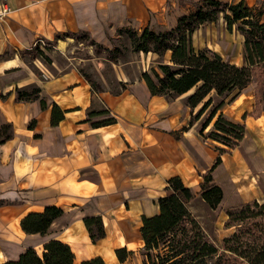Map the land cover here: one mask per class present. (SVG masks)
Segmentation results:
<instances>
[{
    "label": "crops",
    "instance_id": "0c3cea01",
    "mask_svg": "<svg viewBox=\"0 0 264 264\" xmlns=\"http://www.w3.org/2000/svg\"><path fill=\"white\" fill-rule=\"evenodd\" d=\"M197 1L7 0L12 13L0 22V126L10 124L12 137L0 146V263L17 260L28 247L58 240L71 248L75 264L96 257L113 264L115 250L141 249L142 217L158 214L157 199L167 180L179 177L197 196L198 172L211 169L216 152L214 143L199 135L209 111L191 123L200 107L192 112L184 105L192 92L173 100L151 96L141 72L132 81L124 80L116 92L96 91L72 65L73 58H48L47 65L18 54L37 40L54 43L61 52L72 39L56 37L66 33L84 32L99 39L122 28L172 29L178 18L194 11ZM244 2L264 12V0ZM31 86L40 89L39 99L17 101L15 89ZM253 87L241 90L220 109L225 118L245 127V136L232 153L247 151L248 139L263 129L257 125L264 123V114L250 115ZM53 104L64 111L56 126L50 124ZM99 112L106 113L96 115ZM109 117L115 123L92 126ZM223 157L211 173L222 189V200L209 210L199 196L200 211L213 213L249 200L264 201L249 197L253 188L245 189L233 179ZM234 196L239 201L229 203ZM49 206L63 214L44 234H25L22 218ZM205 213L201 212L206 217ZM88 217H100L103 223L105 236L96 243L90 241L82 221Z\"/></svg>",
    "mask_w": 264,
    "mask_h": 264
},
{
    "label": "trees",
    "instance_id": "16d2710c",
    "mask_svg": "<svg viewBox=\"0 0 264 264\" xmlns=\"http://www.w3.org/2000/svg\"><path fill=\"white\" fill-rule=\"evenodd\" d=\"M220 15L226 30L232 32L237 26L243 34L244 65L237 66L224 60L219 54L193 46V35L204 25L215 23ZM117 34L127 35L135 53L155 54L161 62L149 72L143 71L140 79L145 83L151 96L173 100L192 92L184 105L192 112L191 123L198 121L207 111L201 124L199 135L214 143L217 152L211 169L201 174L198 196L212 209L220 204L223 192L213 179L212 171L222 163V156L231 155L245 136L244 124L225 118L220 109L229 99L251 83H257L254 91V108L251 116L264 114V22L263 12L249 8L244 0L227 3L219 0H198L194 11L183 15L172 29L137 32L131 28L117 30ZM84 32L58 35L56 40L81 39ZM90 39V38H89ZM90 45L97 46L92 40ZM48 45L50 43L48 42ZM19 51V56L29 55L33 61L38 56L45 57L39 49ZM106 52L113 53L111 50ZM168 60L165 61V56ZM50 63L48 58H42ZM89 83V82H88ZM91 85V84H90ZM92 87V85H91ZM93 89V87H92ZM94 90V89H93ZM40 89H15L17 101L39 99ZM217 99L216 101L214 99ZM41 106L45 105L41 100ZM106 112H99L101 115ZM64 118V111L53 104L50 124L52 126ZM115 123L112 117L102 122L92 123L99 127ZM31 124L28 126L31 128ZM210 127L209 131L207 129ZM12 137L10 124L0 126V146ZM192 189L179 177L167 180L162 195L158 197L159 212L153 217H142L140 235L143 242L139 250L141 264H264V201L249 200L235 207L222 210V229L229 234L214 242L198 217L190 210V202L195 199ZM1 204V202H0ZM63 214L56 206L46 207L41 213H30L22 218L20 227L25 234H44L50 224ZM90 241L96 243L104 238V227L100 217L83 220ZM119 263L126 262L132 255L125 248L115 250ZM0 264H75L71 248L58 240H49L39 247H28L15 261ZM79 264H106L96 257Z\"/></svg>",
    "mask_w": 264,
    "mask_h": 264
},
{
    "label": "rangeland",
    "instance_id": "374dc122",
    "mask_svg": "<svg viewBox=\"0 0 264 264\" xmlns=\"http://www.w3.org/2000/svg\"><path fill=\"white\" fill-rule=\"evenodd\" d=\"M160 29L166 28L155 25L152 30ZM89 40H92L100 48L90 45ZM46 44L47 46L41 50L45 57L38 56L37 58L44 63L46 62L42 58H63L62 61H64V58H73L71 60L72 65L96 91L109 88L111 91L116 92L120 87H123L124 80L132 81L138 76L139 72H149L152 68L155 69L162 61L160 57L133 52L129 37L127 35L120 36L117 32L111 36L105 35L99 39L83 35L81 39H72L70 45L62 48L61 52L54 48V43L48 45L47 42ZM193 46L196 49H205L217 53L224 60L237 66H242L245 63L243 34L238 30L237 26L234 27L232 32H228L222 15H220L217 22L204 24L197 29L193 35ZM105 50H111L113 53L109 54ZM29 52H33V50ZM168 56H165V61L168 60ZM23 58L30 57L25 54ZM46 64L48 65L49 63ZM29 67L33 72L36 71L32 64ZM150 67L152 68L150 69ZM251 85L254 86L252 89L253 95L257 83L253 82ZM252 86H247V90L252 88ZM214 100L216 101L217 99L215 98ZM231 102L229 99L226 101V103ZM259 126L263 129L256 136L248 139L247 147L249 148H247V151H237L229 156L222 157L227 169L233 174V179H238V183L240 182V185L245 189L250 185L255 192L253 191V194H250L249 197H255L261 201L264 199V162L260 160L264 159V123L257 125V128ZM255 160H257L256 165L259 172L253 168ZM241 172L244 173L242 174ZM235 197H231L229 203L239 201ZM198 198L199 196L197 195L195 201L190 203V210L198 217V221L207 229L214 242L219 245V240L229 234V231L222 229V221L224 220L222 210L224 209L213 213H205L203 208L200 211L198 206H201V200ZM204 205L210 210L206 203ZM201 212L205 213V215L207 214L206 217ZM139 249L140 247H136L124 264H141L142 257ZM104 261L108 264L107 258ZM113 264H119L115 257Z\"/></svg>",
    "mask_w": 264,
    "mask_h": 264
},
{
    "label": "built area",
    "instance_id": "2783aa9c",
    "mask_svg": "<svg viewBox=\"0 0 264 264\" xmlns=\"http://www.w3.org/2000/svg\"><path fill=\"white\" fill-rule=\"evenodd\" d=\"M11 13H12V9L9 6L7 0H0V22L8 18ZM46 43L44 40H37L30 48V50H33L35 48H39L40 50H43V47L47 46Z\"/></svg>",
    "mask_w": 264,
    "mask_h": 264
}]
</instances>
